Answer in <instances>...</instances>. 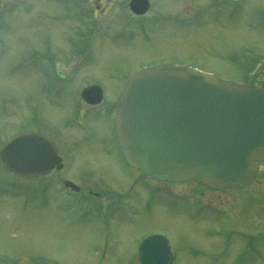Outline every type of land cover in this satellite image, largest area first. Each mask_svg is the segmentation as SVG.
Masks as SVG:
<instances>
[{"label": "rangeland", "instance_id": "1", "mask_svg": "<svg viewBox=\"0 0 264 264\" xmlns=\"http://www.w3.org/2000/svg\"><path fill=\"white\" fill-rule=\"evenodd\" d=\"M46 50L60 52L54 60L73 88L98 83L116 92L122 77L151 62L239 81L255 58L264 61V0H150L141 16L128 0H0V146L21 130L64 126L66 145L75 135L69 100L54 121L49 97L30 98L45 82ZM107 153L97 144L88 154L110 191L95 215L75 192L42 181L60 174L29 180L0 162V264H137L138 240L154 232L167 236L171 264H264V182L220 191L193 181L127 182L130 170Z\"/></svg>", "mask_w": 264, "mask_h": 264}, {"label": "water", "instance_id": "2", "mask_svg": "<svg viewBox=\"0 0 264 264\" xmlns=\"http://www.w3.org/2000/svg\"><path fill=\"white\" fill-rule=\"evenodd\" d=\"M148 0H130L143 13ZM97 85L82 91L100 98ZM116 131L128 163L156 179H195L212 188L244 187L264 158V96L254 87L190 66L151 64L132 73L120 94ZM7 171L36 176L62 166L47 135L23 131L0 149ZM75 189V184L64 180ZM161 233L138 244L139 264H170Z\"/></svg>", "mask_w": 264, "mask_h": 264}, {"label": "flooded vegetation", "instance_id": "3", "mask_svg": "<svg viewBox=\"0 0 264 264\" xmlns=\"http://www.w3.org/2000/svg\"><path fill=\"white\" fill-rule=\"evenodd\" d=\"M230 1L234 2L237 0ZM41 55V59L44 60L45 66L47 65L44 67V71L42 69V75L45 82L42 83V87L39 89V92L34 94L30 93V98L37 97L38 100L41 101L42 99H45V97H49L50 101L54 104V106H56L55 111L50 112V116H54V121L56 117L63 118L62 106L65 100H69L71 105H69V110L66 112V121L68 124L71 121H75V128L77 129L75 130V135L73 132L70 133L68 144L66 145V141H64L61 136H58L64 126L61 128L55 123L57 125L54 128V131L57 132L56 134L48 128H42L41 132L49 135L57 145V152L61 156V160L63 162L60 169L54 168L43 176L46 177L51 173H57L60 174L58 175V179H61H43V182H54L55 184H58L57 182H59L58 185L61 186L64 179L73 180L75 182V203L79 202V198L81 197L84 202L91 204L89 207L92 209V214L95 215L97 206H99L102 202H105L104 200L110 196V191L106 190L104 184H102V182H107L100 173L102 167L99 165L95 166L96 163L88 157L89 152L94 149L97 144H101L102 152L106 153L107 156V152L111 153L112 157H115L118 164H120L123 168L130 170L131 174L127 175V182L175 183V181L167 179L158 180L145 175L139 169L129 165L124 160L114 131V111L118 103V92H115V89L110 90L109 93L108 90L101 85V99L96 103L87 102L82 98L81 91L90 83L77 84V82H75V88H73L71 82L67 81L70 79L69 74L64 72L63 68L60 66L61 62H59V60H54L58 59L57 56L60 55V52L46 50ZM70 55L73 58L75 57V64H77L78 52L72 51L70 52ZM257 58L258 59L255 58L256 60L254 59V62L252 61L253 63H250L249 68L244 70V76L239 81L258 88L264 94V67H261L264 61L262 62V58ZM255 67L257 68L255 69ZM44 112L43 115H48L46 111ZM85 117L89 119L90 123L85 124ZM79 127L82 129V133L78 131ZM94 127L98 128L99 133L92 137L91 133L94 132ZM71 131H73V129H71ZM73 149H75V164L79 163V166H74L75 168H73L72 164H69L71 157H73ZM108 161L110 166H112L109 158ZM64 170H67L68 172L61 173ZM261 172L263 173L262 177ZM70 174H75V178H70L68 176ZM88 182L93 183L88 184ZM253 182H264V161L261 163L260 168L251 184ZM44 186L48 187L51 185L45 183ZM62 189L66 192L72 191L67 186H63ZM82 190H84V192H82ZM163 190L165 191L164 187ZM96 202L98 203L97 205H95ZM97 211L99 213L101 212L99 209ZM172 251L175 257V252L173 249Z\"/></svg>", "mask_w": 264, "mask_h": 264}]
</instances>
